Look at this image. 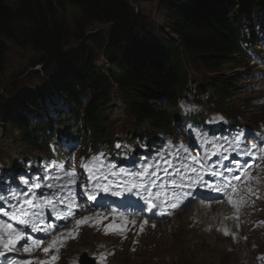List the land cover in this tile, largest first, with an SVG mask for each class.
<instances>
[{
  "label": "trees",
  "instance_id": "16d2710c",
  "mask_svg": "<svg viewBox=\"0 0 264 264\" xmlns=\"http://www.w3.org/2000/svg\"><path fill=\"white\" fill-rule=\"evenodd\" d=\"M263 3L159 0L157 18L149 19L130 8L128 0H0V86L8 54L17 48L31 53L29 68L42 66V75L57 90L52 92L45 85L41 93L40 87L30 84L16 91L22 98L20 105L15 95L4 100L0 121L6 124V134L29 148H46L63 124L72 133L85 126L98 143L112 142L107 124L114 94L136 133H167L171 111H176L179 98L190 91L188 57L211 73V101L216 98L218 106L227 107V75L238 72L255 51L253 36L261 28L257 21ZM68 7L80 12L74 29L64 19ZM85 19L104 28L88 35L82 24ZM249 27L253 31H247ZM99 59L106 66L99 65ZM58 90L73 105L68 113H61L59 121L43 120L45 94L53 96ZM36 93L42 95L40 99ZM165 103L172 108L165 109ZM31 114L42 120L37 122ZM199 117L195 113L193 121ZM15 163L10 161L3 172L14 170Z\"/></svg>",
  "mask_w": 264,
  "mask_h": 264
},
{
  "label": "rangeland",
  "instance_id": "374dc122",
  "mask_svg": "<svg viewBox=\"0 0 264 264\" xmlns=\"http://www.w3.org/2000/svg\"><path fill=\"white\" fill-rule=\"evenodd\" d=\"M128 3L136 13L141 11L149 19L157 18L159 0H138V2L128 0ZM63 15L68 27L74 29L76 27L74 25L75 20L79 18L80 12L76 8L68 7ZM82 24L88 35L97 33L104 28L102 25L88 22L87 19ZM261 52L264 53L263 50ZM29 54L31 53L23 52L17 48H12L9 52L5 70L6 76L0 86V106L4 100H9L11 96L18 94L16 91L19 88L44 82L41 73L42 66L29 68ZM98 62L103 67L106 66L103 60L99 59ZM251 64L249 67L239 69L238 75L237 73L227 75L232 83L238 82L240 84L239 87H236L232 97L237 105L230 111L229 119L235 125L241 121L245 125L246 133L257 134L260 132V127L256 123V117L258 122H264V101L253 102L246 108L243 100H241V92L246 97L263 98L264 96V73H260V69ZM187 70L191 78L190 90H194L198 98L207 95L209 92L207 83L211 73L193 57H188ZM239 76L244 77L245 81L250 78L251 82L256 85L245 87L238 80ZM184 100L192 102L188 97ZM63 101V99L59 100V102ZM112 107H114L111 111L112 119L118 120L109 124L108 131L111 135L114 133L113 136L120 140L117 144L121 145L120 148H117L115 143L113 149L123 151L121 157L129 158L132 162L127 161L125 166H118L115 152L112 151L110 144H101L102 150L99 155L89 157L90 159L78 163V158L84 157L87 152L85 154L78 153L77 147L68 146L71 156H67L65 160L64 171L58 167L52 172H47V189L43 190L41 194V189L37 188L41 186L40 181L38 184L30 183L27 188L17 187V185L13 189L11 186L1 188L3 191L0 195L5 198V205L4 209L0 210V219H6L2 215L4 210L18 204H24L25 210L31 215L32 205L26 203V201L31 200L36 206V211L40 213L39 221L45 220L46 224L53 228V226L58 225L63 217H70L69 219L75 222L73 228L77 235L72 238V233H65V237H69V239L62 240L59 251H52L47 255L42 250L25 253L18 244V250L7 254L6 259L0 257V264H9L11 261H16L17 264L25 260L42 261L50 259L53 254L59 256L55 264H60V261H63V264H79V258L84 252L95 258L98 264H243V258L247 255L245 247L234 250L230 247L229 240H222L216 235H210L209 228L202 225H198L199 234L197 236L194 234L196 231L195 220H192L195 216L191 213L188 214L190 210L184 211V214L181 215L171 212L173 209L171 204H176L186 197L183 195V187L186 184V177L189 175L186 174L188 156L183 154L181 149V154H179L178 151L169 147H158L159 141L152 142L150 147L142 146L136 136L133 122L126 119L124 107L116 98L113 99ZM166 107H169V104ZM199 109H201L200 106ZM210 109L212 112L217 111L215 108ZM209 110L210 117L216 116L218 121L224 120L222 115H215ZM53 111V107H48L46 114L52 115ZM172 112L171 114H173ZM196 125L198 132L206 137L207 118L201 115ZM173 128L175 134L180 137L179 144L181 145L182 142L186 141L183 135V124L174 122ZM186 129L190 132L189 126ZM132 132L133 134H131ZM219 132V130L216 131V133ZM206 144H211V141L206 140ZM236 144L242 147L243 140ZM236 144L231 142L229 145ZM149 149L154 151L160 149L159 156L165 158L151 157L141 163L142 156L152 154ZM27 152L32 153V150L18 141L15 142L13 138L5 136L3 126L0 123V166L4 164L2 166L4 169L10 161L16 159L18 168L22 167L27 170V173L19 172L11 182L25 178L26 182L29 183L33 174L30 171L33 161L31 159L28 161L19 159L20 155ZM42 161L48 164L44 158L36 163ZM48 169H42V172H46ZM234 169L236 171V167ZM71 173L74 175H67ZM2 174L0 171V177ZM11 175L7 176L6 174L4 178L9 181ZM52 177H56V179H52ZM97 177H100L99 185L102 187L97 185ZM103 177H107V179ZM73 179L76 180L75 184L70 183V180ZM136 185L140 187H133ZM102 188H107L108 191H103ZM129 188H132L133 191H127ZM92 190L100 192L103 196L104 194L107 195L105 196L106 199H103L98 210L87 209L82 214V218H92L91 223L87 222L78 226L76 221L82 219L79 218L80 214H76L71 208L74 217L69 216V209L63 210V206L79 202ZM137 192L139 195L135 194ZM116 193L120 194L117 195ZM39 194L40 197H37ZM9 195L10 198H8ZM109 197L116 198V200H110ZM49 200H52L53 203L49 204ZM61 200H63V204L59 202ZM105 200L112 203L107 206ZM119 200L122 203H119ZM91 201L86 199L87 208ZM166 201L169 203H165ZM152 203L157 205L155 211L151 208ZM260 206H264V201L259 204L256 201L247 202L244 206V218L249 221L248 227L250 228L245 231L249 239L250 253L259 258L253 257L247 260L246 264H264V210L262 211ZM192 207L194 208V206ZM114 210L118 213H114ZM187 214L190 220L187 219ZM161 216H166V218L162 220ZM32 219L36 220V217L33 216ZM144 221L147 223L145 224ZM9 222L11 223V221ZM109 226H115V228L109 230ZM121 226L124 230H120ZM141 228H143L142 231ZM68 229L71 230L72 228L68 227ZM52 233L53 237L58 236L56 231L52 230ZM27 234L35 238L30 228ZM46 242L47 244L43 246H47L50 241L46 240ZM0 251L3 249L0 248Z\"/></svg>",
  "mask_w": 264,
  "mask_h": 264
},
{
  "label": "snow or ice",
  "instance_id": "6c2138e0",
  "mask_svg": "<svg viewBox=\"0 0 264 264\" xmlns=\"http://www.w3.org/2000/svg\"><path fill=\"white\" fill-rule=\"evenodd\" d=\"M237 142H240V141H237ZM116 147L120 148L121 145L117 144ZM180 147L182 149H184V151H187V149L184 148V145H180ZM249 147L252 150H256L258 145L257 144H251L249 146L246 142V139H245L243 142V148L247 149ZM260 150L262 152H264V141H262L260 144ZM245 154L251 155L252 153L245 152ZM258 159H264V157H258ZM257 166H259V165H257ZM62 167L63 166H61V168ZM85 167H87V165H85ZM251 168H252V165H247L246 167H244L242 169L244 172V177L247 180L253 179V177L250 174ZM191 171L196 172V169L193 168ZM228 172H232V169H226L225 172L213 171L211 173L212 176L219 177L224 181L221 185H216L214 183L205 182L203 180V178L198 173L196 174L195 179L192 180V183L203 184L205 187H207L208 189H210L213 192L223 193L227 197L228 203L235 206L236 201L233 199V195L239 193L238 184L241 181V176L237 175V174H233L231 179H229L226 176V173H228ZM67 175L71 176V175H74V173L67 174ZM103 178L107 179V177H103ZM99 179H100V177L96 178V182H97L98 186H100L99 185ZM70 183L75 184L76 180H74V179L70 180ZM188 186L191 187V185H188ZM49 187H51V185H49ZM100 187H102V186H100ZM133 187H140V186L136 185ZM102 190L108 191L107 188H102ZM85 191H87V188H85ZM127 191L131 192V191H133V189L129 188V189H127ZM145 191H147V188H145ZM247 191L251 195H256V193L254 192V190L251 187H249L247 189ZM116 194L119 195L120 193H116ZM135 194L139 195L138 192ZM183 195L184 196H190L191 193L186 192ZM87 198L90 200H95L96 195L94 194V192H89ZM177 199H181V198H177ZM59 202L61 204H63V200H61ZM26 203L28 205H32L31 215H29V212L25 210L24 204L13 205V206L9 207L7 210H4L2 212L3 217H5L6 219H0V248L3 249V251H0V257H4L6 259L7 254L15 252L18 250L17 249L18 244L20 245L21 249L25 253H32L36 250H42L47 255L52 251H59V245L61 244L62 239L65 236V234L61 233L60 235L55 236V238H53L52 229L43 227L38 223V221L40 219V213L38 211H36V206L34 205L33 201L28 200V201H26ZM48 203L52 204L53 201L49 200ZM165 203H169V202L166 201ZM4 205H5V198L3 196H0V210L4 209ZM68 207H69L68 215L73 216L74 212L71 211L70 206H68ZM156 207H157V205L152 204V208H156ZM171 207L176 208V207H178V205L173 203V204H171ZM33 216L36 217V220L32 219ZM58 218H60V217H58ZM63 218L66 219L67 217H63ZM90 219H91L90 217H83L82 219L77 220L76 224L78 226L83 225V224L87 223ZM9 221H16L15 226L13 223H10ZM144 223L146 224L147 221H144ZM21 225L25 226L24 229H22L20 227ZM54 227L55 226H53V228ZM29 228L32 232H43L45 237H47V239L50 241L48 243V245L43 246L44 245V239L33 238L31 235H28L27 230ZM113 228H115V226H109V230H112ZM120 230H124L123 226H121ZM142 230H143V228H141V231ZM106 234H107V232H106ZM225 234L227 235L228 233L226 232ZM76 235H77L76 233H72V238H75ZM21 242H23V243H21ZM58 259H59V256L53 254V255H51L50 259H47V260H42V261L41 260H25V261H20L19 264H55V262ZM257 259H259V258H257ZM9 264H17V262L11 261V262H9Z\"/></svg>",
  "mask_w": 264,
  "mask_h": 264
},
{
  "label": "bare ground",
  "instance_id": "6f19581e",
  "mask_svg": "<svg viewBox=\"0 0 264 264\" xmlns=\"http://www.w3.org/2000/svg\"><path fill=\"white\" fill-rule=\"evenodd\" d=\"M261 135L256 137L253 141L256 144L261 140ZM188 192L191 193L189 197H186V199L181 201V204L176 207L174 210L179 213V215L184 214V211L190 210L188 212L193 214L195 218L200 221L202 224L206 226H210L211 231L210 235H216L220 239L225 240L227 239V235H224L219 228V225L221 222H224L226 224H230L233 228H235L238 231L239 237H241V230L245 232L246 230H249V221H247L244 218V215L238 211L237 208H235L232 204L228 203V199L226 196H224L223 193L220 195L216 194H203L201 190L198 187L192 186L186 189ZM195 204V205H194ZM71 208V204L69 205ZM194 206V208L192 207ZM192 207V208H191ZM190 208V209H189ZM63 210H66V207L63 206ZM79 210L83 211V208L75 210V212H79ZM187 214V219L190 220L189 216ZM153 217V215H152ZM207 217L208 222H205L204 220ZM70 217H67L66 219L63 218L58 225L54 228L55 231H57V234L60 235L61 233H74L75 229L74 223L72 219H69ZM193 220V219H192ZM92 220L90 221V223ZM12 223V222H11ZM14 224V223H13ZM39 224L46 228H51L44 224V222H39ZM200 223H197L196 231H194V234L198 236L199 234V225ZM15 226V224H14ZM201 226V225H200ZM22 229H24L23 225L20 226ZM68 227H71L72 229L69 230ZM194 230V229H193ZM202 230V229H201ZM29 229L27 230L28 233ZM35 238H42L44 239V244H47L46 240L47 237H45L43 232H34ZM209 235V234H208ZM69 237H63L62 240H68ZM251 251V250H250ZM47 260V259H44ZM248 258L244 259V263L246 264ZM243 263V264H244Z\"/></svg>",
  "mask_w": 264,
  "mask_h": 264
},
{
  "label": "clouds",
  "instance_id": "9594fccd",
  "mask_svg": "<svg viewBox=\"0 0 264 264\" xmlns=\"http://www.w3.org/2000/svg\"><path fill=\"white\" fill-rule=\"evenodd\" d=\"M178 105L184 112H189V111H196L199 109V105L189 102L187 100L181 99L178 101Z\"/></svg>",
  "mask_w": 264,
  "mask_h": 264
},
{
  "label": "water",
  "instance_id": "95a60500",
  "mask_svg": "<svg viewBox=\"0 0 264 264\" xmlns=\"http://www.w3.org/2000/svg\"><path fill=\"white\" fill-rule=\"evenodd\" d=\"M81 264H96V263H95V260L88 257L87 255H84L81 259Z\"/></svg>",
  "mask_w": 264,
  "mask_h": 264
}]
</instances>
